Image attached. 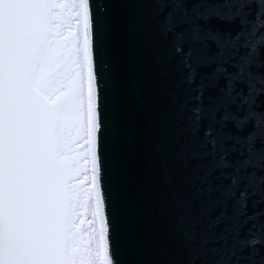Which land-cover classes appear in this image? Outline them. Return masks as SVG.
I'll list each match as a JSON object with an SVG mask.
<instances>
[{"label":"snow or ice","instance_id":"1","mask_svg":"<svg viewBox=\"0 0 264 264\" xmlns=\"http://www.w3.org/2000/svg\"><path fill=\"white\" fill-rule=\"evenodd\" d=\"M118 32L150 69L142 223ZM0 264H264V0H0Z\"/></svg>","mask_w":264,"mask_h":264},{"label":"water","instance_id":"2","mask_svg":"<svg viewBox=\"0 0 264 264\" xmlns=\"http://www.w3.org/2000/svg\"><path fill=\"white\" fill-rule=\"evenodd\" d=\"M118 46L116 48L117 87L121 94V108L125 113H131V117H125L124 136L134 141L137 145L136 153L124 151L122 154V177L125 190L128 194L124 201L122 212L129 223L143 222L149 212L156 214V206L149 207V195L145 188V173L148 168L149 144L147 143V131L143 125V112L133 93L141 88L150 73L147 65H141L137 59V53L132 51L122 40L118 32ZM136 81V87H132V81ZM124 147V145H122ZM134 260L135 257H129Z\"/></svg>","mask_w":264,"mask_h":264}]
</instances>
